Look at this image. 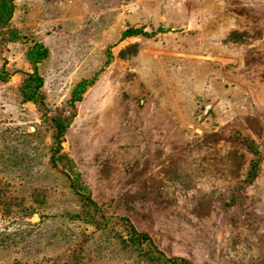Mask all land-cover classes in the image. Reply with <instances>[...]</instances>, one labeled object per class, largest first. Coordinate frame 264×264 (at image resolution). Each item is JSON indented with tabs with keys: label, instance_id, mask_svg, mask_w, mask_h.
<instances>
[{
	"label": "rangeland",
	"instance_id": "1",
	"mask_svg": "<svg viewBox=\"0 0 264 264\" xmlns=\"http://www.w3.org/2000/svg\"><path fill=\"white\" fill-rule=\"evenodd\" d=\"M12 1L18 39L0 44V264H145L84 221L71 183L168 257L264 264V0ZM37 46L46 55L33 67ZM34 73L46 111L19 96ZM72 113L52 157L50 120Z\"/></svg>",
	"mask_w": 264,
	"mask_h": 264
},
{
	"label": "trees",
	"instance_id": "2",
	"mask_svg": "<svg viewBox=\"0 0 264 264\" xmlns=\"http://www.w3.org/2000/svg\"><path fill=\"white\" fill-rule=\"evenodd\" d=\"M12 2V0H0V29L7 30V32H0V44L6 41L15 42L18 39L17 32L11 29L9 25L11 14L13 12ZM138 34H141V32L127 30L123 33L122 37L136 36ZM37 48V50L28 51L26 56L28 62H30L33 67L35 61L41 60V58H44L46 55V51H41L40 46H37ZM2 81H5V78H3ZM87 85L88 84L84 86V83H80L72 90L70 99L71 106L74 107L75 103L81 101V93L86 89ZM41 86L42 81L36 73L28 74L18 88L22 103L30 102L39 105L41 106L39 111H44L43 95L40 92ZM74 116L75 114L72 113L68 118L56 117L50 120L53 129L52 139L56 145L52 157L59 153V150L61 149V138L70 126ZM249 146L254 154H258L257 148L254 145L250 144ZM52 162L55 164L53 159ZM252 166L253 162L250 163V168H252ZM254 166L256 167V164ZM253 177V170H249L242 185H247V183L251 182ZM71 187L74 189L75 195L79 197V200L83 205L82 218L84 221L91 224L96 230H108L111 228L114 236H116L125 247L135 250L145 264H188L186 259L164 255L154 245L150 237L147 234L138 233L128 219L124 217L116 219L107 216L105 212H103L101 208H98V206L91 200L90 195H86L87 189L85 186H81L79 183H71Z\"/></svg>",
	"mask_w": 264,
	"mask_h": 264
},
{
	"label": "water",
	"instance_id": "3",
	"mask_svg": "<svg viewBox=\"0 0 264 264\" xmlns=\"http://www.w3.org/2000/svg\"><path fill=\"white\" fill-rule=\"evenodd\" d=\"M38 216L34 215L29 219V222H36V220H38Z\"/></svg>",
	"mask_w": 264,
	"mask_h": 264
}]
</instances>
